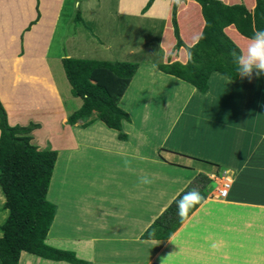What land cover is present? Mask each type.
<instances>
[{
  "label": "crops",
  "instance_id": "1",
  "mask_svg": "<svg viewBox=\"0 0 264 264\" xmlns=\"http://www.w3.org/2000/svg\"><path fill=\"white\" fill-rule=\"evenodd\" d=\"M218 1L250 11L255 2ZM145 2L0 0V103L7 123L34 125L30 144L56 152L45 195L55 210L43 241L88 264L263 262L264 75L231 80L212 71L201 93L159 71L156 64L170 54L183 55L182 63L186 55L183 46L173 48L174 37L165 40L173 35L172 0H153L142 11ZM175 22L184 45L192 44L203 25L198 3L182 0ZM226 29L242 51L249 39L232 25ZM62 57L137 63L117 102L130 118L120 122L125 140L94 111L66 122L81 99L70 94ZM223 170L231 183L215 198L210 176ZM198 172L209 177L204 199L167 238H143L157 235L148 227ZM143 175L154 182L139 185ZM3 201L0 190V208ZM216 241L223 242L218 251L211 248ZM17 264L70 263L21 251Z\"/></svg>",
  "mask_w": 264,
  "mask_h": 264
},
{
  "label": "trees",
  "instance_id": "2",
  "mask_svg": "<svg viewBox=\"0 0 264 264\" xmlns=\"http://www.w3.org/2000/svg\"><path fill=\"white\" fill-rule=\"evenodd\" d=\"M153 0H146L145 11ZM200 7L203 25L198 34L203 39L184 45L175 22L178 5L172 0L170 20L173 26V48L183 46L185 61L168 58L156 68L177 77L199 92L207 90V79L212 71L236 80L238 73L232 53L240 52L226 29L232 25L236 33L250 38L254 32L264 29V0H255L252 10L242 3L224 4L218 0H194ZM197 36V37H198ZM72 96L81 99L80 106L70 113L66 122L73 124L78 118L88 117L92 111L104 125L116 130L117 138L126 139L120 127L121 120L130 121L128 114L118 105L137 63L87 58L62 57L60 59ZM85 122L84 124L88 123ZM34 125L10 126L0 103V190L6 216L0 224V264H17L21 251L51 260H63L70 264H88L77 259L73 252L57 249L44 243L45 234L54 215L55 206L46 198L50 174L56 152L37 149L30 144L28 132ZM209 177L198 172L187 185L154 218L148 229L157 235L143 238L165 239L182 222L177 214L176 201L187 191L198 190L203 197ZM198 204L192 207L187 216Z\"/></svg>",
  "mask_w": 264,
  "mask_h": 264
},
{
  "label": "clouds",
  "instance_id": "3",
  "mask_svg": "<svg viewBox=\"0 0 264 264\" xmlns=\"http://www.w3.org/2000/svg\"><path fill=\"white\" fill-rule=\"evenodd\" d=\"M182 0H175V3L179 5ZM203 39V34L197 37V40ZM234 63L236 65V71L241 78H247L251 80L255 74L256 78L264 75V29H259L253 33L249 38V43L246 49L239 53H232ZM142 158V157H141ZM131 161L129 159L124 160L125 170H131ZM154 181L148 175H143L138 178L139 185H150ZM204 197L198 190H191L185 192L177 201V214L183 221L189 212V210L196 204H199ZM222 241H216L211 244L213 250L218 251L222 247Z\"/></svg>",
  "mask_w": 264,
  "mask_h": 264
},
{
  "label": "rangeland",
  "instance_id": "4",
  "mask_svg": "<svg viewBox=\"0 0 264 264\" xmlns=\"http://www.w3.org/2000/svg\"><path fill=\"white\" fill-rule=\"evenodd\" d=\"M132 22H134V18H132ZM105 30V29H104ZM106 30H107V28H106ZM106 30L105 31H103V33H105L106 32ZM109 30V29H108ZM107 30V31H108ZM131 38L133 39L134 38V35H133V30H131ZM187 38V37H186ZM168 39H170V41H172L173 40V35H171V36H166V38H165V40H166V42L168 41ZM186 40H188V38L186 39ZM245 40H247V39H245ZM236 44V43H235ZM239 47V46H238ZM240 47H242V49L244 50V49H246V45H244V43H240ZM240 49V48H239ZM183 51V53L185 54V51H184V49L182 50ZM182 51L180 52V53H182ZM138 56L140 57V58H153L152 57V55L151 54H143V53H139L138 54ZM157 56H158V54H157ZM157 56H156V60H158L157 59ZM183 55H181L180 56V58L178 57V56H172L171 54L168 56V58H173V59H175V60H177L178 58H179V60L180 61H182L183 60ZM74 98L77 100V101H79V97H76V96H74ZM75 101V100H74ZM210 187H211V189L212 188H215L214 187V183H210V185H209ZM6 214H5V211H4V209L3 208H0V223H2L3 222V220H4V216H5ZM260 255L262 256V258H264V250L260 253ZM259 258L258 259H256V264L258 263V264H264V260H263V262H261V260H259ZM248 262L249 261H247L245 264H248ZM250 262H252V261H250Z\"/></svg>",
  "mask_w": 264,
  "mask_h": 264
},
{
  "label": "built area",
  "instance_id": "5",
  "mask_svg": "<svg viewBox=\"0 0 264 264\" xmlns=\"http://www.w3.org/2000/svg\"><path fill=\"white\" fill-rule=\"evenodd\" d=\"M210 180L215 181L216 186L214 192L211 193V196L215 198H221L226 195L227 189L230 186V175L226 174V171H220L218 174L211 175Z\"/></svg>",
  "mask_w": 264,
  "mask_h": 264
},
{
  "label": "bare ground",
  "instance_id": "6",
  "mask_svg": "<svg viewBox=\"0 0 264 264\" xmlns=\"http://www.w3.org/2000/svg\"><path fill=\"white\" fill-rule=\"evenodd\" d=\"M226 174H229V173L226 172ZM229 175H230V174H229ZM230 183H231V177H230Z\"/></svg>",
  "mask_w": 264,
  "mask_h": 264
}]
</instances>
